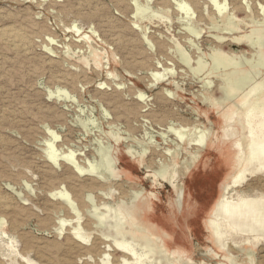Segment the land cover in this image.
Masks as SVG:
<instances>
[{"label":"rangeland","instance_id":"374dc122","mask_svg":"<svg viewBox=\"0 0 264 264\" xmlns=\"http://www.w3.org/2000/svg\"><path fill=\"white\" fill-rule=\"evenodd\" d=\"M121 1L0 0V27L15 26L17 22L16 26L22 27L23 44L25 43L24 47L21 44L22 47L15 49L0 39V218L5 219L7 233L5 240L0 242V264H69L71 261L73 264H99L101 248L104 246L100 238L93 235L90 244L83 245L74 241L69 231L64 234L56 231L58 219L74 217L61 199L51 195L63 186L73 199L82 201L76 203L82 205L79 209L84 213L82 226L86 231H90L92 222L84 212L87 208L84 198L92 195L98 204L106 202L111 206L110 212L103 210L101 215L111 226L112 232L118 230L122 223H127L128 228L125 226L126 231L123 230L125 237L121 236L120 232L118 238L127 239L133 236V244L136 247L137 243L142 241L140 231L143 230L151 239L160 242L170 257L172 256V259L166 260L168 264H231V258L239 264H251L247 256L250 251L254 253V264H264V242L258 248L248 247L246 253H242L244 256L235 254L232 257L215 245L209 230L211 213L217 206L226 184L239 169H255V174L242 185L238 194L233 193L234 198L242 195L254 202L264 197V168L257 169L256 163L238 167L237 156L240 149L236 147V143L242 139L243 130L239 124H234V131L232 130L230 137L226 139V127L222 118L227 105L237 101L249 86L264 81L263 73L261 77H255L249 84L244 85L239 92L235 91V85H229L232 80L230 81L231 76L227 73H233L237 69H253L247 60H251V57L253 60L254 52L251 45L244 41L251 34L253 26L249 19H246L245 23H249V26L239 31L241 36L234 35L223 40V43L229 46H224L221 51L241 67L237 65L236 69L234 65L222 64L218 68L214 61L217 52H210L209 49L216 44L213 35L219 33L209 30L206 24L202 23L198 27L202 34L196 38L188 31L190 23L187 22L189 19L184 16V12L176 17L179 12L173 2L175 0L156 2L157 6H163V10L166 6L173 19H168L167 15L146 12L144 15H147V19L142 22L135 21L132 10H129L133 5L132 1L123 0L122 5ZM180 1L198 4L196 6L202 4L203 7L207 4L209 11L215 12L209 0H197L199 3L196 0ZM235 2L244 6L247 3L253 4L251 6L256 7V18L263 16L259 14L262 12L259 7L264 6V0H228L229 4ZM153 10L158 11L155 7ZM245 15L239 13L237 22H243ZM148 36L152 41L156 39L153 44L150 42L153 46L158 44L160 50L156 53L149 46ZM199 41L201 47L192 44ZM132 47H135V50L138 48L136 52L131 50ZM181 52L190 57V64L181 59ZM153 54L155 57H152ZM143 57L147 58L144 60ZM154 58L156 61H151ZM255 62L257 63V60ZM260 68L264 72V67ZM156 73L166 74L168 80L157 83L153 79ZM221 78L229 85L228 96L225 95L224 98L217 96V84ZM207 81H214L216 86L206 87ZM167 90L174 94L172 98ZM139 94H144L146 99L142 100ZM4 119L6 120L3 121ZM197 120L206 129L205 145L199 147L195 158H192L190 154L195 150L187 147L186 143L180 145L176 136L169 134V129L178 125L186 126ZM54 132L60 137L55 143L56 149L65 153L74 151L79 160L83 161L93 160L96 155L100 162L101 158L96 154L98 142L111 144V151L104 155V161L114 169V177L110 182L101 185L95 177L89 174L80 176L66 164L61 168L54 167L47 157L50 151L48 144L54 142ZM162 134L165 137H162ZM118 138L119 143L115 141ZM136 140H153L154 144L159 145L158 148H162V152L180 145V159L185 160L187 155L188 161L193 159L189 170L179 164L180 173L176 189L168 183H158L154 176V170L165 159L162 154L147 155L144 158L129 154L130 148H138ZM67 143L70 144L69 147ZM100 191H106L107 198L101 195ZM60 206L62 210L58 209ZM47 214L49 216H46ZM88 220L89 222H86ZM14 224L18 226L17 229ZM72 241L76 242V245L71 243ZM78 245L80 249L76 247ZM95 248H98V251ZM76 251L78 257L73 256ZM111 254L114 256V262H111L115 264L119 255H113V252Z\"/></svg>","mask_w":264,"mask_h":264},{"label":"bare ground","instance_id":"6f19581e","mask_svg":"<svg viewBox=\"0 0 264 264\" xmlns=\"http://www.w3.org/2000/svg\"><path fill=\"white\" fill-rule=\"evenodd\" d=\"M123 1V0H122ZM122 1H121V5H122ZM128 1V0H127ZM133 5L131 6V9H129L132 14L135 17V21H143L145 19H147V15L145 16L144 14L146 12H149L150 14H154V15H160V16H164L167 15L168 19H173L172 17V13L166 9L163 10V6L159 7L157 6L156 2L158 0H131ZM173 1V0H172ZM235 1V0H234ZM239 1V0H238ZM120 2V1H118ZM162 2V1H161ZM176 4V9L179 12L178 15H176V17H179L180 14H183L182 12H184V16H186L190 23V25H188V31L193 34L196 38H199L202 34V30H199L198 27L199 25H201L202 23L206 24V26L209 28V30H215L217 31L219 34L216 33V35H213V38L215 39V45L211 46L209 51L210 52H217L215 54V66H219L222 64H227L229 65H234L233 67L236 68V66H240L241 65L237 62H235L230 56H228L226 53H223L221 51V49L223 50V47H227L229 46V44L227 43H223V40L231 37L234 35H239V31H241L244 27L249 26V23L253 26V30L251 32V34L248 36V38H246L244 41L247 44L251 45V48L254 52V57L252 60H247V62H249L252 65V70H248V69H242V70H237L234 71L233 73H227L228 76H231V83L229 85H235V91L239 92L241 90V88H243L244 85L249 84L251 82V80L253 78H258L261 77V75L264 73L263 70H261L260 67H264V6H261V8L259 7V9L262 10L261 13L259 14H263V16L261 18H256L255 12H254V8L256 7H252L251 5L253 4H249L247 3L246 6L244 5H237L236 2L235 4H229L228 0H209L208 2H210V4H212L211 6H213V8H215V12L211 13L209 11V5L204 4L203 6H196L193 5L192 3H188V2H183V1H178L175 0L173 1ZM197 2V0H196ZM251 2V1H250ZM117 3V1H116ZM124 3V2H123ZM165 3V2H164ZM169 3V2H168ZM167 3V4H168ZM195 3V2H194ZM199 3V2H197ZM202 3V2H201ZM257 3V2H256ZM92 4V3H91ZM98 4V3H97ZM128 4V3H127ZM170 4V3H169ZM244 4V3H243ZM71 5V3L69 4ZM113 5V4H112ZM124 5V4H123ZM131 5V4H130ZM117 6V5H116ZM175 6V5H174ZM259 6V5H258ZM119 7V6H118ZM125 7V5H124ZM153 7L157 8L158 11L153 10ZM171 7V5H170ZM167 7V8H170ZM173 7V6H172ZM89 8V7H88ZM122 8V7H121ZM126 8V7H125ZM174 8V7H173ZM120 9V8H117ZM53 10V9H52ZM173 10V9H172ZM104 11V10H103ZM110 11V10H109ZM119 11V10H118ZM176 11V12H177ZM33 12V11H31ZM75 12V11H74ZM79 12V11H78ZM105 12V11H104ZM123 13V11H121ZM127 12V10H126ZM77 13V12H76ZM239 13H244L246 14L244 18L245 20H243V22L238 23L237 19H238V14ZM109 14V13H108ZM124 14V13H123ZM126 14V13H125ZM124 14V15H125ZM177 14V13H176ZM127 15V14H126ZM12 16V15H11ZM95 16V15H94ZM104 16V15H103ZM112 16V15H111ZM2 17V16H1ZM11 18V17H10ZM84 18V17H83ZM185 18V19H187ZM242 18V17H241ZM95 19V18H94ZM108 19V18H107ZM181 19V18H180ZM179 19V20H180ZM246 19H249V23H245ZM29 21V20H28ZM19 22V21H18ZM16 25L18 24L17 22H15ZM14 23V24H15ZM108 23V22H107ZM4 24V23H3ZM11 24V23H10ZM20 24V23H19ZM115 24V22H114ZM243 24V25H242ZM10 26V27H0V39L5 43L8 44L12 47L18 48V47H22L20 46L21 44H23V32H22V27H17V26ZM61 25V24H60ZM109 25V24H108ZM112 25V24H111ZM139 25V24H138ZM205 26V25H204ZM140 27V26H139ZM105 28V27H104ZM109 28V27H108ZM114 28V27H113ZM123 28V27H122ZM121 28V29H122ZM38 29V28H37ZM141 29V28H140ZM112 30V28H111ZM135 30V29H134ZM114 31V30H112ZM142 31V30H141ZM37 32V31H36ZM105 33V32H104ZM109 33H111L109 31ZM122 33V32H121ZM129 33V32H128ZM48 34V33H47ZM117 34V33H116ZM119 34V33H118ZM117 34V35H118ZM124 34V33H122ZM145 34H147V31L145 30ZM153 34V33H152ZM114 35V34H113ZM130 35V34H129ZM136 35V34H135ZM28 36V35H27ZM123 36V35H122ZM155 36V35H154ZM157 36V35H156ZM241 36V35H239ZM118 38V37H117ZM124 38V37H123ZM148 38L150 39V41L148 39V43L150 48L155 51V53L157 52V50L159 48L158 44H156L155 46H153V41L155 40H151L152 38H150L148 36ZM158 39V38H157ZM114 40V39H112ZM120 40V39H119ZM29 41V40H28ZM122 41V40H121ZM152 41V44L150 43ZM2 42V43H3ZM27 42V41H26ZM158 42V41H157ZM226 42V41H224ZM50 43V42H49ZM126 43V42H125ZM136 43V42H134ZM51 44V43H50ZM119 44V43H117ZM160 44V43H159ZM193 45H198L201 47V42L199 41V43H195L192 42ZM25 43L23 44L24 47ZM126 45V44H125ZM138 45V44H137ZM137 45H135L136 47H138ZM227 45V46H226ZM58 46V45H57ZM133 46V44H132ZM141 46V45H139ZM74 47V46H73ZM122 47V46H121ZM131 47V46H130ZM167 47V46H166ZM255 47H257V50H255ZM117 48V47H116ZM124 48V47H122ZM126 48V47H125ZM156 48V49H155ZM20 49V48H19ZM27 49V47L25 48ZM24 49V51H26ZM128 49V48H126ZM134 49L135 47L131 48V50ZM138 48H136L137 50ZM207 49V48H206ZM18 50V49H17ZM133 51V52H136ZM143 50V49H142ZM208 50V49H207ZM171 51V49H170ZM18 52V51H16ZM118 52V51H117ZM132 52V53H133ZM168 52V50H167ZM167 52H166V56H167ZM220 52V53H219ZM26 53V52H23ZM28 53V52H27ZM32 53V52H31ZM55 53V52H54ZM57 53V52H56ZM131 53V52H130ZM138 53V52H137ZM144 53V52H143ZM161 53V52H160ZM244 53V52H243ZM68 54V53H67ZM139 55L141 53H138ZM150 54V53H149ZM195 54V53H194ZM142 55V54H141ZM162 55V54H160ZM25 56V55H24ZM30 56V54H29ZM132 56V55H131ZM138 56V55H137ZM136 56V58H137ZM147 56H148V52H147ZM164 56V55H163ZM172 56V55H171ZM170 56V57H171ZM26 57V56H25ZM33 57V56H32ZM43 57V56H42ZM128 57V56H127ZM133 57L135 58V56L133 55ZM152 57H155L154 54ZM162 57V56H161ZM169 57V56H168ZM176 57V56H175ZM129 58V57H128ZM141 58V57H140ZM144 58V57H143ZM147 58V57H146ZM144 58V60L146 59ZM167 58V57H166ZM173 58V57H172ZM39 59V58H38ZM138 59V58H137ZM160 59V58H159ZM181 59L187 63L190 64V57L185 53V52H181ZM165 60V59H164ZM257 60V63L255 62ZM7 61V60H6ZM9 61V60H8ZM48 61V60H47ZM132 61V58H131ZM148 61V60H147ZM151 61H156L155 58L154 60L152 59ZM170 61V60H169ZM175 61V60H174ZM253 61V63H252ZM62 62V61H61ZM158 62V61H157ZM161 62V60H160ZM132 63V62H131ZM151 63V62H148ZM159 63V62H158ZM164 63V62H162ZM166 63V62H165ZM174 63V62H172ZM178 63V62H177ZM136 64V63H135ZM155 64V63H154ZM134 65V64H133ZM160 65V64H159ZM163 65V64H162ZM177 65V64H176ZM213 65V64H212ZM47 66V65H45ZM140 66V65H138ZM154 66V65H153ZM169 66V65H168ZM142 67V65H141ZM146 67V66H145ZM155 67V66H154ZM160 67V66H159ZM232 67V68H233ZM144 68V67H143ZM169 68V67H167ZM184 68V67H183ZM166 69V68H165ZM170 69V68H169ZM217 70V69H216ZM85 71V70H84ZM215 71V70H214ZM218 71V70H217ZM184 72V71H183ZM219 72V71H218ZM154 73V72H153ZM170 73V71H169ZM172 75L174 74L173 72H171ZM184 74V73H182ZM133 75V74H132ZM67 76V75H66ZM74 76V75H73ZM155 79V81L157 83H163L166 80H168L167 75L166 74H159L156 73L153 75ZM217 76V75H216ZM228 78V77H227ZM63 79V78H61ZM219 79V78H218ZM229 79V78H228ZM92 80V79H91ZM227 80V79H226ZM86 81V80H85ZM217 81V80H216ZM60 82H62L60 80ZM146 82V81H145ZM149 82V81H148ZM151 82V81H150ZM65 83V82H64ZM83 83V82H82ZM152 83V82H151ZM154 83V82H153ZM217 83V82H216ZM69 84V83H68ZM75 84V83H74ZM56 85V84H55ZM154 85V84H151ZM150 85V86H151ZM212 85H215L214 81H207V86L206 87H211ZM218 94L217 96L219 97H226L225 95L228 96V87L229 85H227L226 81L219 80L218 82ZM216 86V85H215ZM107 88V87H106ZM212 88V87H211ZM216 88V87H215ZM71 89V88H70ZM121 89V88H119ZM153 89V88H152ZM72 90V89H71ZM164 90V89H163ZM135 90H133L134 92ZM215 91V90H214ZM61 92V91H60ZM64 94L67 95V93L65 91H63ZM98 92V91H97ZM137 92V90L135 91ZM168 93V95L170 96V98H172L174 96V94L172 93V91H166ZM213 92V91H212ZM216 92V91H215ZM214 92V93H215ZM117 93V91H116ZM115 93V94H116ZM142 93V92H141ZM106 94V92H105ZM136 94V93H135ZM99 95V94H98ZM123 95V93H122ZM138 95V94H137ZM167 95V96H168ZM215 95V94H214ZM101 96V95H100ZM140 98L142 100H145V95L144 94H139ZM102 97V96H101ZM119 97H123V96H119ZM138 97L136 96V99ZM164 98V96H163ZM166 98V97H165ZM111 99V98H110ZM133 99V98H132ZM120 100V99H119ZM135 100V99H134ZM141 100V101H142ZM109 101V100H107ZM114 101V100H113ZM139 102V101H138ZM110 103V101H109ZM118 103V102H117ZM162 103V102H161ZM164 103V102H163ZM162 103V104H163ZM172 103V102H171ZM113 104V102H112ZM20 106V105H19ZM18 106V107H19ZM116 107V106H115ZM144 106H141V108ZM227 110L224 112V114L222 115L224 124H225V138H229L231 135V131L233 129V125L234 124H239L243 130V136L242 139L239 140L236 143V147H238L239 150V155L237 156L239 158L237 165L239 166H244V165H253V164H258L257 169H263L264 168V81H259L256 84H253L251 86H249L246 91L244 92V94L242 96H240L238 98L237 101L230 103L229 105L226 106ZM21 108V107H20ZM140 108V107H139ZM136 109H134L135 111ZM138 110V109H137ZM143 110V109H141ZM146 110V108H145ZM144 110V111H145ZM170 110V109H169ZM122 111V110H121ZM174 111V110H173ZM12 112V111H11ZM14 112V111H13ZM136 112V111H135ZM170 112V111H168ZM167 113V112H166ZM165 113V114H166ZM173 113V112H172ZM176 113V112H174ZM16 114V113H13ZM18 114V113H17ZM123 114V113H122ZM127 114V113H125ZM137 116L139 115L138 113H136ZM136 114H133L134 116ZM142 114V113H141ZM178 114V113H177ZM176 114V115H177ZM9 115H12L9 113ZM7 115V116H9ZM150 115V114H148ZM168 115V114H167ZM18 116V115H17ZM21 116V115H20ZM119 116V115H118ZM126 116V115H124ZM152 115H150L151 117ZM174 116V115H173ZM12 117V116H11ZM14 117V116H13ZM49 117V116H48ZM121 117V115H120ZM130 117V116H128ZM155 117V116H154ZM164 117V116H162ZM19 117H16V119ZM118 118V117H117ZM137 117H135L136 120ZM146 118V115H145ZM160 118V117H159ZM158 118V119H159ZM174 118V117H173ZM176 118V117H175ZM181 118V117H180ZM152 119V118H151ZM167 119V118H165ZM6 119H4L3 121H5ZM127 120V119H126ZM154 120V119H153ZM157 120V119H156ZM160 121V120H159ZM158 121V122H159ZM170 121V120H169ZM182 120H180L181 122ZM12 122V121H11ZM23 122V121H22ZM121 122V121H120ZM132 122V121H131ZM164 122V121H163ZM3 123V122H1ZM50 123V122H49ZM84 123V122H83ZM129 123V122H128ZM134 123V122H133ZM166 124V122H164ZM188 123V122H187ZM20 124V122H19ZM18 124V125H19ZM156 124V123H154ZM161 124V123H160ZM1 125V124H0ZM127 125V124H126ZM130 125V124H129ZM163 125V124H162ZM161 125V126H162ZM85 126V123H84ZM134 126V125H133ZM157 126V125H156ZM164 126V125H163ZM87 127V126H86ZM135 128V127H133ZM139 128V127H138ZM150 128V127H149ZM152 128V127H151ZM114 129V128H113ZM117 129V128H116ZM118 130V129H117ZM205 127L201 125V123L197 120L194 121L193 123H189L186 126H177L174 128L171 127L169 129V134H174L177 138V140H179V143L181 145V143H186L187 147L189 148H193L195 151L194 153L190 154V152H188V154H190L192 156V158H195V154L196 151L199 150V147H203L205 145L204 143V138H205ZM208 130V129H207ZM127 131V130H126ZM140 131V130H137ZM136 131V132H137ZM90 132V131H89ZM55 133V132H54ZM53 134V140L54 142L49 143L48 146L50 145V151L47 155L48 160H50V162L52 163V165L54 167H58L61 168L62 165L64 166V164L68 165L70 170H75L76 173H78L80 176L85 175V174H89L93 177H95L100 183L101 185L104 184L106 185L107 183L110 182V180L112 179V177H114V169L112 167V165L106 163L104 161V155L108 152L111 151L112 146L111 144L107 143H103L102 142H98V148L96 149V154L101 158V161H98V157L95 155L93 160H88L86 159V161H83V159L79 160L78 155L74 152V151H68L69 153H65L61 150L56 149L55 143L58 142L59 140V136L56 135V133ZM91 133V132H90ZM116 133V132H115ZM114 133V134H115ZM135 133V132H134ZM117 134V133H116ZM164 134V133H163ZM161 135L162 137H165L164 135ZM171 134V135H172ZM67 136V135H65ZM64 137V136H63ZM116 137V136H115ZM67 141V140H66ZM98 141V140H97ZM115 141H117L119 143L120 139H115ZM136 144L138 145V148L136 149H129V154H131L133 157L134 156H140L142 158H144L145 156H153L154 154H162V156L165 157L164 161L160 164V166L154 170V176L155 178L158 180V183L163 182V183H168L170 185H172L175 189L177 188V182L179 180V164L183 165L185 167V169L189 170L190 167L193 165V159L192 161H188L187 157H189L187 155V157H185V160H181L180 155H181V151H180V145L177 146V148L174 149H168L166 150V152H162V148H158L159 145L154 144L155 142L152 141H139L136 140ZM95 143V142H94ZM68 144V143H67ZM70 144H68L69 147ZM132 145V144H131ZM6 146V145H5ZM64 146V145H63ZM62 146V148H63ZM77 146V145H76ZM61 146H59L60 148ZM80 147V146H79ZM61 149V148H60ZM73 150V149H71ZM79 150V149H78ZM83 150V149H82ZM80 154V153H79ZM81 155V154H80ZM85 155V154H83ZM82 156V155H81ZM92 156V155H91ZM161 156V157H162ZM159 157V156H158ZM43 158V157H42ZM38 159V158H37ZM96 160V161H94ZM159 160V159H158ZM163 159H161L162 161ZM37 161V160H36ZM160 161V160H159ZM140 163V162H139ZM152 163V162H151ZM159 165V163H158ZM66 166V167H68ZM109 167V169H108ZM72 168V169H71ZM34 169V168H33ZM108 169V170H107ZM113 169V170H112ZM239 169V168H238ZM44 171V170H43ZM73 172V171H72ZM74 172V173H75ZM44 173V172H43ZM68 174V173H67ZM253 174H255V169L252 171H241L240 169L236 172V174H234L231 178L230 181H228V183L226 184L223 193L220 197V200L217 204V206L214 208V210L212 211V217L211 220L209 221V230L211 233V237L214 240L215 245L223 250L226 251L228 253V255H231L232 257H234L235 254H237L238 256H242V253H246L247 248L250 247L251 248H258L259 245L264 242V197H261V199L255 200L254 202H251L247 199L246 196H242V195H238L237 198H234V194L233 193H237L238 194V190L240 188H242V185L248 181V178L250 176H252ZM44 175V174H43ZM46 175V174H45ZM64 176V175H63ZM68 176V175H67ZM254 176V175H253ZM50 177V176H49ZM84 177V176H83ZM51 178V177H50ZM66 180V179H65ZM70 180V179H69ZM72 182V181H71ZM97 182V183H99ZM56 183V182H54ZM76 183V182H75ZM96 184V183H95ZM47 185V184H46ZM54 185V184H53ZM249 185V184H248ZM61 186V185H60ZM69 186V185H68ZM97 186V185H96ZM122 186V185H120ZM102 187V186H101ZM104 187V186H103ZM123 187V186H122ZM7 188V187H6ZM59 188V187H58ZM80 188V186H79ZM117 188V187H116ZM57 189V187H56ZM93 189V188H92ZM99 189H101L99 187ZM105 189V188H103ZM122 189V188H121ZM120 189V190H121ZM244 189V188H243ZM106 190V189H105ZM252 190V189H251ZM54 191V190H53ZM76 191V190H75ZM83 191V190H82ZM50 192V191H49ZM48 192V193H49ZM52 192V191H51ZM50 192V193H51ZM81 192V191H80ZM78 192V194L80 193ZM89 192V191H88ZM101 195H103L104 197L107 198V194L104 191H100ZM110 192H112V190H110ZM181 192V190L179 191ZM75 193V192H74ZM73 193V194H74ZM136 195H138V191L135 192ZM77 194V193H75ZM90 194V193H89ZM4 195V194H3ZM53 197L61 199L63 205L66 206V208H68V210L70 212H72V214H74V217L72 219H58V228H56V231L60 234H64V232L69 231L71 236L70 237L72 239H74V241H78L80 243H82L83 245H89L91 242V237L93 235H96L98 238L101 239L102 243H103V247L101 248V255H100V259H99V264H112L111 260L113 261V257L112 256V252L113 255L114 253H117L119 255L118 260L115 264H168L167 263V259H172L170 257V255L166 252V250L161 246V244H159L158 242L154 241L153 239H151L145 232L140 231L141 235L143 236L141 239V243H137V246L135 247V241L133 239V236L130 238H125L123 239V236L125 233L123 232L126 231L124 229V227L126 226L128 228V225L126 222L122 223L119 227L118 230H113V232L110 230L111 226H109L106 223V219H104V217L102 218L101 212L103 210H107L110 212L111 210V206H109L106 202L103 203H99L97 202V200L92 196V195H87L84 199L86 201L87 204V208L84 211L86 213V216L88 215V217L91 220V226L90 227V231H86L83 226H82V221L84 220V213L81 212V210L79 209V207H81L82 205H78L75 199L72 198L71 194L66 191L63 188L57 189L54 192H52L51 194ZM85 195V194H84ZM80 198V196H79ZM83 198V197H82ZM252 199V198H251ZM7 200V199H6ZM16 200V199H15ZM3 201H5V199H3ZM26 201V200H25ZM2 202V201H1ZM77 202V203H76ZM124 202V201H123ZM4 204L6 202H3ZM59 203V202H58ZM56 203V204H58ZM79 203H82L79 202ZM51 204V203H50ZM85 204V203H84ZM10 205H12L10 203ZM62 205V204H61ZM6 206L7 205L6 203ZM5 206V207H6ZM51 206V205H50ZM2 207V206H1ZM16 207V206H15ZM49 207V206H48ZM21 208V207H20ZM46 208V207H45ZM52 208V207H51ZM50 208V210H51ZM57 208V207H56ZM53 208V209H56ZM61 208L58 207V209ZM121 208V206H120ZM8 209L10 210V208L8 207ZM8 209L6 208V210L8 211ZM13 209V207H12ZM52 209V210H53ZM65 209V208H64ZM3 210H5V208L3 207ZM45 210V209H44ZM62 210V208H61ZM84 210V209H83ZM34 211V210H33ZM47 211V210H46ZM45 211V212H46ZM60 211V210H59ZM65 211V210H63ZM67 211V210H66ZM106 211V212H107ZM117 211V210H116ZM3 212V211H2ZM9 212V211H8ZM29 212V211H28ZM52 212V211H51ZM105 212V211H104ZM5 213V212H4ZM10 213V212H9ZM61 213V212H60ZM8 214V213H6ZM45 214V213H44ZM53 214V213H51ZM104 214V213H103ZM105 216L107 215L106 213L104 214ZM12 216V215H11ZM21 216V215H20ZM46 216H49L48 214ZM52 216V215H50ZM66 216V215H65ZM70 216V215H69ZM6 217V216H5ZM9 219V217H7ZM18 218V217H17ZM35 218V217H34ZM45 218V217H44ZM49 218V217H48ZM53 218V217H52ZM68 218V217H67ZM71 218V217H70ZM88 218V219H89ZM20 219V218H19ZM11 220V219H10ZM9 220V221H10ZM16 220V219H15ZM41 220V219H40ZM43 220V219H42ZM46 220V219H45ZM44 220V221H45ZM56 220V219H55ZM20 221V220H18ZM57 221V220H56ZM11 222V221H10ZM16 222V221H15ZM23 222V221H22ZM49 222V221H48ZM86 222H89L86 221ZM85 222V224H87ZM24 223V222H23ZM41 223V222H40ZM5 219L3 217L0 218V242H3V240H5L6 238V229H5ZM38 224V223H37ZM43 224V223H42ZM45 224V222H44ZM90 224V223H88ZM15 225V224H14ZM21 225V224H20ZM46 225V224H45ZM55 225V224H54ZM53 225V226H54ZM56 226V225H55ZM88 226V225H87ZM12 226H10L11 228ZM18 227V226H17ZM16 225L14 228H16ZM41 228V227H39ZM44 228V227H43ZM41 228V229H43ZM13 229V228H11ZM122 229V230H121ZM15 230V229H14ZM21 231V230H20ZM42 232V231H41ZM49 232V231H48ZM54 232V231H53ZM122 232V234L120 233ZM129 232V231H128ZM247 232H250V234H246ZM23 233V232H22ZM56 233V232H55ZM124 233V234H123ZM123 236L118 238L119 236ZM132 235V234H130ZM127 237V236H126ZM67 238V237H66ZM66 240V239H65ZM68 241V240H67ZM66 241V242H67ZM96 241V240H94ZM159 241V240H158ZM65 242V243H66ZM99 242V241H98ZM71 243H75L76 242H71ZM95 243V242H94ZM58 244V243H57ZM55 244V247L56 245ZM93 244V243H92ZM97 244V242H96ZM99 244V243H98ZM101 244V243H100ZM99 244V245H100ZM33 245V244H32ZM61 245V244H60ZM71 245V244H70ZM97 245V246H99ZM102 245V244H101ZM59 246V245H58ZM68 247V245H65ZM72 246V245H71ZM92 246V245H91ZM60 247V246H59ZM59 247H57L59 249ZM64 247V246H63ZM76 247H80L79 245ZM83 247V246H82ZM94 248V247H92ZM92 248L90 249V252L92 250ZM65 249V248H64ZM63 249V250H64ZM80 249V248H79ZM82 249V248H81ZM96 249V248H95ZM94 249V250H95ZM98 249V248H97ZM96 249V250H97ZM100 249V248H99ZM29 250V249H28ZM72 250V249H71ZM22 251V250H21ZM58 251V250H57ZM70 251V250H69ZM98 251V250H97ZM61 252V250H60ZM63 252V251H62ZM76 254H73V256L76 255V257H78V251H76ZM84 252V251H83ZM89 252V251H88ZM89 252V253H90ZM111 252V253H110ZM24 253V252H22ZM58 253V252H57ZM68 254V251L66 252ZM70 253V252H69ZM72 253V251H71ZM70 253V254H71ZM74 253V252H73ZM80 253V252H79ZM98 253V252H97ZM82 254V253H81ZM86 254V251H85ZM84 254V255H85ZM88 254V253H87ZM24 255V254H23ZM64 255V254H63ZM72 255V254H71ZM71 255L69 257H71ZM25 256V255H24ZM67 256V255H66ZM83 256V254H82ZM81 256V257H82ZM88 256V255H85ZM223 256V255H222ZM237 256V257H238ZM244 256V255H243ZM249 261L251 264H254V253L252 251L248 252L247 254ZM65 257V255H64ZM80 257V258H81ZM96 257V256H95ZM45 257H43L44 259ZM68 258V257H65ZM74 258V257H73ZM89 257H86V259ZM56 260V259H55ZM64 260V259H62ZM72 260V259H71ZM74 260V259H73ZM231 264H239L237 263L233 258L229 259ZM238 260V259H237ZM46 261V260H45ZM49 261V260H48ZM70 261V260H69ZM76 261V260H75ZM88 261V260H87ZM96 261V259H95ZM240 261V260H239ZM56 262V261H55ZM64 262V261H62ZM61 262V263H62ZM85 262V261H84ZM114 262V261H113ZM4 263V262H3ZM72 263V261H71ZM69 263V264H71ZM74 263V262H73ZM72 263V264H73ZM248 263V262H247ZM58 264V263H57ZM63 264V263H62ZM84 264V263H83ZM93 264V263H92ZM98 264V263H97Z\"/></svg>","mask_w":264,"mask_h":264}]
</instances>
